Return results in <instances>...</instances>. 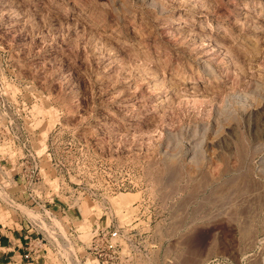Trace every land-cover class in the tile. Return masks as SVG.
<instances>
[{
  "label": "rangeland",
  "instance_id": "374dc122",
  "mask_svg": "<svg viewBox=\"0 0 264 264\" xmlns=\"http://www.w3.org/2000/svg\"><path fill=\"white\" fill-rule=\"evenodd\" d=\"M0 62L135 182L153 264H264V0H0Z\"/></svg>",
  "mask_w": 264,
  "mask_h": 264
},
{
  "label": "built area",
  "instance_id": "2783aa9c",
  "mask_svg": "<svg viewBox=\"0 0 264 264\" xmlns=\"http://www.w3.org/2000/svg\"><path fill=\"white\" fill-rule=\"evenodd\" d=\"M34 107L32 80L0 62V264H153L140 202L115 201L135 182L100 178L86 139Z\"/></svg>",
  "mask_w": 264,
  "mask_h": 264
}]
</instances>
